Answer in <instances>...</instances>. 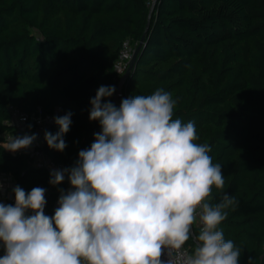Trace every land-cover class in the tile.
<instances>
[{"label":"trees","instance_id":"16d2710c","mask_svg":"<svg viewBox=\"0 0 264 264\" xmlns=\"http://www.w3.org/2000/svg\"><path fill=\"white\" fill-rule=\"evenodd\" d=\"M152 8L122 98L171 93L173 119L194 122L196 142L222 167L224 188L213 186L208 202L224 194L236 202L218 229L241 250L239 264H264V0H0V173L14 188H44V212L54 215L60 193L72 189L68 175L52 185L46 170L3 149L14 133L7 108L71 113L64 151L45 138L42 150L64 169L75 166L101 132L89 120L90 100L115 86L103 101L114 103L119 55L126 43L138 47ZM58 131L55 124L46 132ZM194 246L192 237L185 247Z\"/></svg>","mask_w":264,"mask_h":264},{"label":"clouds","instance_id":"9594fccd","mask_svg":"<svg viewBox=\"0 0 264 264\" xmlns=\"http://www.w3.org/2000/svg\"><path fill=\"white\" fill-rule=\"evenodd\" d=\"M114 93L115 86L98 88L89 120L101 132L75 166L50 174L58 185L67 173L72 186L54 215L44 212L42 187L16 186L15 205L0 202V264H239L241 250L218 229L236 202L227 194L208 202L225 180L210 146L196 142L195 123L173 119L176 101L163 89L119 107L103 102ZM71 116L54 118L59 131L45 132L49 148L64 151ZM36 139L12 136L3 149L16 152ZM197 221L189 253L184 246Z\"/></svg>","mask_w":264,"mask_h":264},{"label":"built area","instance_id":"2783aa9c","mask_svg":"<svg viewBox=\"0 0 264 264\" xmlns=\"http://www.w3.org/2000/svg\"><path fill=\"white\" fill-rule=\"evenodd\" d=\"M128 43L124 45L123 50L121 51L119 55V59L116 63V70L117 72H125L129 61L132 58L133 49L131 47H127ZM122 94H116L114 105L119 107L121 101H122ZM9 112V119L6 122L9 126H11L14 130L13 134H9L4 137V142L2 145L8 141L10 137H17V136H24V135H32L36 134L37 139L32 143V145L28 148L21 149L16 152H9L13 155L20 154L28 157L32 163L37 166L39 169L46 170L49 174H51L55 170H64V168L61 165H57L54 162H52L43 152L42 150V144L44 142V135L45 132L49 127L52 125H55L54 118L56 117L55 114L48 115V114H42L40 110L37 111L36 114L28 115L24 112H21L18 108L9 105L7 108ZM65 175H68L67 173ZM10 176L4 173H0V202L4 203L5 205H9L13 201L12 194L6 193L2 195V192L5 190L6 187V180ZM68 189L63 191L64 194H66ZM62 192L60 193L61 196ZM58 201H56L53 205V210L58 207ZM199 222L197 221L196 224L193 225V233L194 229L197 232H199ZM195 235V233H194ZM196 236V235H195ZM184 249L189 252V250L184 246ZM168 257L165 255L164 259L166 260Z\"/></svg>","mask_w":264,"mask_h":264},{"label":"water","instance_id":"95a60500","mask_svg":"<svg viewBox=\"0 0 264 264\" xmlns=\"http://www.w3.org/2000/svg\"><path fill=\"white\" fill-rule=\"evenodd\" d=\"M156 1V0H155ZM152 11H153V8L150 10V14H149V20H148V24L146 26V29H145V32H144V35L143 37L141 38V41H140V44L138 45V47L133 51V54H132V58L131 60L129 61L128 63V66L123 74V76L121 77V79L119 80L118 82V85H117V93L118 94H122V86L124 84V82L126 81L127 77L129 76L130 72L132 71L133 67H134V63H135V60L137 58V55L142 47V44L144 42V38L148 32V29H149V26H150V18H151V14H152ZM192 237H193V242L196 243L195 241V235L193 233V226H192Z\"/></svg>","mask_w":264,"mask_h":264},{"label":"crops","instance_id":"0c3cea01","mask_svg":"<svg viewBox=\"0 0 264 264\" xmlns=\"http://www.w3.org/2000/svg\"><path fill=\"white\" fill-rule=\"evenodd\" d=\"M10 154H12V153H10ZM13 189H14V181L12 180L11 177H9L6 180V187H5V190L2 192V195L6 194V193L12 194ZM70 190H72V189L69 188L68 191H70Z\"/></svg>","mask_w":264,"mask_h":264},{"label":"rangeland","instance_id":"374dc122","mask_svg":"<svg viewBox=\"0 0 264 264\" xmlns=\"http://www.w3.org/2000/svg\"><path fill=\"white\" fill-rule=\"evenodd\" d=\"M127 47H131V48H133L131 44H128Z\"/></svg>","mask_w":264,"mask_h":264}]
</instances>
